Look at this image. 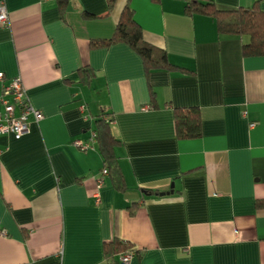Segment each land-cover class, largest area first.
Masks as SVG:
<instances>
[{"label": "crops", "instance_id": "1", "mask_svg": "<svg viewBox=\"0 0 264 264\" xmlns=\"http://www.w3.org/2000/svg\"><path fill=\"white\" fill-rule=\"evenodd\" d=\"M4 1L0 71L22 76L44 117L0 134V264H108L112 239L136 248L129 264H264V53L244 52L250 35L220 32L186 0ZM128 1L145 40L179 67L147 70L126 41L91 45L113 35ZM192 106L200 134L182 137L176 108ZM103 112L123 188L102 173L97 141L74 144Z\"/></svg>", "mask_w": 264, "mask_h": 264}, {"label": "trees", "instance_id": "2", "mask_svg": "<svg viewBox=\"0 0 264 264\" xmlns=\"http://www.w3.org/2000/svg\"><path fill=\"white\" fill-rule=\"evenodd\" d=\"M58 2L62 11H65L70 0H58ZM258 2L259 0L255 1L251 6L220 9L215 6L213 0H186V6L191 12L211 13L216 19L220 32L249 34L250 41L244 44V52L246 54H263L264 10L260 8ZM82 14L85 17L97 16L87 10H83ZM120 41L128 42L141 54L147 70L159 67H179L169 60L165 49L157 47L145 40L142 27L135 19V10L130 1L125 4L113 35L108 38H93L91 45L109 46ZM86 71L88 73L84 80L89 83L95 76V71L90 66L86 68ZM109 115L103 112L96 118L94 128L95 141H97L98 148L103 155L104 167L108 168L110 175L118 187L123 188L124 175L120 167L119 158L114 150L118 139L112 134L110 123L113 117ZM175 116L180 136L193 137L200 134V116L197 107H178L176 108ZM137 205V203L130 205L132 213L136 210ZM128 248L134 247L121 239L105 241L104 254L108 264H121L118 255L121 256V253Z\"/></svg>", "mask_w": 264, "mask_h": 264}, {"label": "built area", "instance_id": "3", "mask_svg": "<svg viewBox=\"0 0 264 264\" xmlns=\"http://www.w3.org/2000/svg\"><path fill=\"white\" fill-rule=\"evenodd\" d=\"M9 22V9L6 2L2 0L0 1V23L7 25ZM5 77V73L0 71V134L13 133L16 137H21L29 130L31 119L39 121L44 117V113L31 102L20 74L7 80ZM93 142H95V132L90 141H84L80 138L74 140V144L81 148L93 147ZM108 172L107 167L102 169L103 174H108ZM98 181L99 184H102L104 176H101ZM95 196L97 200L100 199L98 191L95 192ZM135 252V248L124 250L120 256L121 264H129Z\"/></svg>", "mask_w": 264, "mask_h": 264}, {"label": "water", "instance_id": "4", "mask_svg": "<svg viewBox=\"0 0 264 264\" xmlns=\"http://www.w3.org/2000/svg\"><path fill=\"white\" fill-rule=\"evenodd\" d=\"M173 190H170V191H162V192H160L161 194H165V193H169V192H172Z\"/></svg>", "mask_w": 264, "mask_h": 264}]
</instances>
